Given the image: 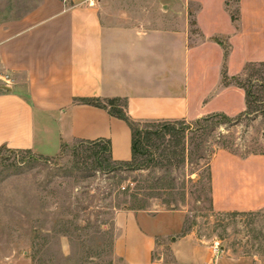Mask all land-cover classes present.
<instances>
[{
	"label": "crops",
	"instance_id": "0c3cea01",
	"mask_svg": "<svg viewBox=\"0 0 264 264\" xmlns=\"http://www.w3.org/2000/svg\"><path fill=\"white\" fill-rule=\"evenodd\" d=\"M127 1L38 0L16 17L0 15V149L51 158L72 141L107 140L111 161H130L128 125L81 100L118 99L141 124L245 111L243 89L222 75L231 80L264 63V0H238L235 22L225 0L216 12L200 0L194 22L201 38L191 43L182 4L154 14ZM208 172L216 211L264 207V177L255 180V172L264 176V156L218 152ZM156 221L126 207L115 211L113 255L123 264H163L154 251L166 226L158 230ZM172 247L175 264H198L186 240Z\"/></svg>",
	"mask_w": 264,
	"mask_h": 264
},
{
	"label": "rangeland",
	"instance_id": "374dc122",
	"mask_svg": "<svg viewBox=\"0 0 264 264\" xmlns=\"http://www.w3.org/2000/svg\"><path fill=\"white\" fill-rule=\"evenodd\" d=\"M207 1V10L219 9V0ZM36 3L0 0V15L16 17ZM126 3L154 14L180 3L191 26L190 43L201 38L194 22L200 0ZM237 4L225 0L234 16ZM238 78L257 99L248 115L135 125L145 150L137 168L110 161L102 144L72 141L51 158L0 149V264H123L112 252L113 216L123 207L155 217L158 230L166 226L154 251L159 263L175 264L172 244L178 239L192 245L198 264H264V207L220 212L210 198L208 164L214 154L264 156V63L249 65ZM144 131L162 136L147 139ZM263 177L255 172L256 181Z\"/></svg>",
	"mask_w": 264,
	"mask_h": 264
},
{
	"label": "trees",
	"instance_id": "16d2710c",
	"mask_svg": "<svg viewBox=\"0 0 264 264\" xmlns=\"http://www.w3.org/2000/svg\"><path fill=\"white\" fill-rule=\"evenodd\" d=\"M229 14H230L232 22H235L237 20L236 16H234L231 13H229ZM225 56H226V51H225ZM231 80L234 81V84L236 86L243 89V91L245 93L246 109L239 116L248 115L252 111V108H253L252 105L257 102V99L255 97H252L251 92L246 90L244 84L241 83V81L239 80L238 77L232 78ZM222 82L224 84L230 83V82H228V78L225 76V74L222 75ZM80 102L83 104L92 105V106H96V107L105 109L110 114V116L118 118L120 120H123L128 125V127L130 128V131H131V154H132L131 160L128 162H114V163L125 165L128 168H135V167L137 168V166H139V164L137 163V159L145 154V150L142 149L143 145H142L141 139H140L142 132L140 130H138V128L135 127V125H140L141 123L133 122L126 116V113L124 111L125 103L118 100V99H111V100H107L104 102H101L99 100H81ZM106 102H107V104H106ZM119 102H121L122 104H119L117 106L116 103H119ZM214 118H218V119H222V120L231 119V118H229L223 114H214V115H211V116H208L205 118L198 119V120H196V122H207V121L214 119ZM177 123H184V121L142 123V124L152 125V126L153 125H161L162 127H167L170 124H177ZM144 134H145L147 139H149L151 136H155V137H161L162 136L161 133H159L157 131H155V132L144 131ZM80 143L90 145V146L102 144L104 146L105 152L109 158L110 145H109V142L107 140H97V141H93V142H82L81 141ZM100 153L101 152H97L94 155H96V157H99ZM109 160H110V158H109Z\"/></svg>",
	"mask_w": 264,
	"mask_h": 264
},
{
	"label": "built area",
	"instance_id": "2783aa9c",
	"mask_svg": "<svg viewBox=\"0 0 264 264\" xmlns=\"http://www.w3.org/2000/svg\"><path fill=\"white\" fill-rule=\"evenodd\" d=\"M215 249H217V244L215 245Z\"/></svg>",
	"mask_w": 264,
	"mask_h": 264
}]
</instances>
